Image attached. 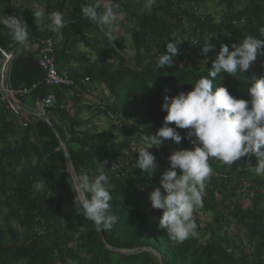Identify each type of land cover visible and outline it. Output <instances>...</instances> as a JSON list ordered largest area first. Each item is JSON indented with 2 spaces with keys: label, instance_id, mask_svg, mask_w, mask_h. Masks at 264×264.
<instances>
[{
  "label": "trees",
  "instance_id": "trees-1",
  "mask_svg": "<svg viewBox=\"0 0 264 264\" xmlns=\"http://www.w3.org/2000/svg\"><path fill=\"white\" fill-rule=\"evenodd\" d=\"M114 2L123 19L121 28L117 22L118 37L112 43L105 29L82 17L81 8L90 5L86 0H24L23 4L0 0V16L23 19L30 32L29 50L16 57L10 71L12 90L30 89L25 95L16 92V101L34 109L48 95L55 96L56 107L45 112L68 145L78 174L87 172L94 179L97 161H108L110 203L120 217L112 229L102 228L110 246H151L164 264H264V178L254 174V155L241 157L230 167L209 160L213 175L206 184L202 210L211 218L201 220L196 209L198 236L183 243L172 241L158 227L162 210L152 209L149 194L160 186L168 155L191 148V142L182 139L176 144L169 138L159 148H150L157 160L151 178L135 167L143 137L165 126L167 113L161 107L165 96L190 91L210 71L213 51L207 57L202 53L208 39L219 48L240 43L247 35L264 39L260 32L264 0H219V18L203 11L206 0H156L150 11L144 9L145 0ZM45 6L42 24L34 12ZM56 6L76 10L65 22L63 41L49 28ZM10 31L0 22V68L5 59L2 50L13 53L20 47ZM45 38L54 40L58 69L74 78V85L44 82L39 41ZM169 41H180L178 54L170 66L158 69L156 57L166 51ZM127 45L134 52L131 56ZM221 76L214 89L222 84L234 97L249 99L247 87L264 76V56L258 55L244 74ZM85 78L88 82L82 83ZM93 88L110 94L100 102L83 103L81 96ZM85 111L115 120L123 136L89 125ZM178 131L182 137L187 132ZM78 198L66 152L52 126L37 116L15 113L0 93V264H160L150 250L122 254L107 248L97 226L76 212Z\"/></svg>",
  "mask_w": 264,
  "mask_h": 264
},
{
  "label": "clouds",
  "instance_id": "clouds-1",
  "mask_svg": "<svg viewBox=\"0 0 264 264\" xmlns=\"http://www.w3.org/2000/svg\"><path fill=\"white\" fill-rule=\"evenodd\" d=\"M156 0H145L144 9L150 11ZM101 7L103 10L101 11ZM46 6L34 12L36 18L44 19ZM82 17L96 22L105 29V35L113 43L117 39V22L123 19L114 0L96 3L81 8ZM49 28L59 41H63L65 15L56 10L50 14ZM8 27L11 39L21 47L27 45L30 32L23 19L11 18ZM264 34V29L260 31ZM204 43L202 53L215 50V45ZM179 42L169 41L166 51L156 57V68L163 69L173 63L178 54ZM264 56V39L247 35L240 43L231 46L221 44L207 76H202L190 91L165 96L162 110L166 111L164 125L154 134L143 137V146L136 149V166L149 178L157 169L155 155L149 151L159 148L165 139L180 144L188 139L192 147L173 151L167 157L168 167L161 173L159 185L149 194L152 209L162 210L158 227L177 243L198 236L196 209L202 208L206 184L213 175L210 159L231 166L241 157L256 158L254 174L264 178V76L254 78L247 91L249 99L234 97L226 86L217 84L216 78L227 73L236 77L246 73L257 56ZM203 63H207V60ZM174 123L175 127L167 126ZM178 129H186L182 137ZM194 137V139H193ZM107 160L97 161L96 173L90 178L87 172L76 174L73 169L76 190L80 196L76 212L98 227L112 229L120 217L112 211L110 177L105 171Z\"/></svg>",
  "mask_w": 264,
  "mask_h": 264
},
{
  "label": "built area",
  "instance_id": "built-area-1",
  "mask_svg": "<svg viewBox=\"0 0 264 264\" xmlns=\"http://www.w3.org/2000/svg\"><path fill=\"white\" fill-rule=\"evenodd\" d=\"M33 36V35H32ZM5 59L2 63L0 68V93L2 100H7V96L5 95V86H4V75L7 67V63L10 59L11 53H7L6 51L2 50ZM39 63L41 67L45 70V77L44 82L48 85H74V78H72L67 73H61L57 66L56 61V49H55V42L52 38H45L40 39L39 41ZM89 78H85L82 80V83H87ZM35 87V85L33 86ZM30 89L28 88H21L17 91L11 90V93L14 97H16V92L21 95L28 94ZM9 107L15 113H20L18 110L14 108V106L8 101ZM41 106V110L45 112L46 109L55 108L56 107V100L53 94L48 95L45 99L41 102H38ZM116 122V121H115ZM27 125V122H24ZM253 196V195H251Z\"/></svg>",
  "mask_w": 264,
  "mask_h": 264
},
{
  "label": "water",
  "instance_id": "water-1",
  "mask_svg": "<svg viewBox=\"0 0 264 264\" xmlns=\"http://www.w3.org/2000/svg\"><path fill=\"white\" fill-rule=\"evenodd\" d=\"M0 22L6 24L8 26L9 20L6 19V18H4V17H2V16H0ZM29 47H30V44H29V42H27V45L26 46H24V47H21L20 46L15 52L11 53L10 59H9V61L7 63L5 75H4L5 95L7 96L8 101L19 112L26 113V114H30V115H33V116H37L39 118H42V119H44L46 122H48L52 126V128L56 132L58 138L60 139L61 146L64 148V150L66 152L67 159H68V165H69L70 174H71V177H72V179L74 181V184H75V180H74V177H73V169L75 170V173L76 174H78V173H77V170L75 168L73 159L71 157L69 147L66 144V142H64V140H63V138H62L61 133L59 132V130L56 128V126L54 125V123L48 117V115L46 114V112H44L42 110L41 111H37V110H33V109H29V108L23 107L21 104H19L16 101L15 97L11 93V90L12 89L10 88V84H9L11 67H12L13 62L16 59V57L19 54H21L22 52H27L29 50ZM77 193H78V197H79L80 196V193H79L78 190H77ZM97 230L99 232V236H100V239L103 242V244L107 248L111 249L112 251L117 252V253H122V254H132V253H136V252H140V251L150 250V251H153L154 253H156L158 255V257L160 259V264H164V258L162 257V255L160 254V252H158V250L154 249L153 247H151V246H138V247L132 248V249H119V248H114V247L110 246L106 242L105 237H104V233H103V230H102V227H98L97 226Z\"/></svg>",
  "mask_w": 264,
  "mask_h": 264
},
{
  "label": "rangeland",
  "instance_id": "rangeland-1",
  "mask_svg": "<svg viewBox=\"0 0 264 264\" xmlns=\"http://www.w3.org/2000/svg\"><path fill=\"white\" fill-rule=\"evenodd\" d=\"M86 1L89 4L92 3V0H86ZM128 1L138 3L140 0H128ZM218 1L219 0H206L205 6L202 7L203 8V11L205 13L213 14L217 18H219L220 15H221V13H222V8L219 7ZM101 2L107 3V0H101ZM56 10L62 11L64 13V15H65V22H67L69 19H71L76 14V12H75L76 10L71 11L68 8H64V7H61V6H56L55 11ZM120 13H122V15H123V12L120 11ZM120 21H118V27H119ZM119 28H121V27H119ZM119 28H117V31H118ZM123 34H125L126 36H130V33L129 32L123 31ZM214 45H215V50L213 51V57H212L213 60H215L216 55L218 53V49H219L218 43H214ZM126 51H127V54H129L130 56L133 55V53H134L133 50L131 48H129L128 45H127ZM109 94L110 93H109V91L107 89H101V88H99L98 91H96V92H94L92 94H89V95H85V96L88 97L91 101L94 100V101L100 102L101 100L105 99ZM136 109H138L140 111H143L144 110V108L141 107V106L140 107L139 106H136ZM83 115H85L86 117H88V119H90L91 117H93V118L96 119V121H99V123H98V126H99L98 129L99 130L111 129V130L115 131V133L118 136H123V134H124V132L121 131V130H119V128L116 126L115 120H112L110 118L108 119L104 115H101V116L100 115H93L91 111L90 112L85 111L83 113ZM243 202H244L245 206H247V205H249V202L250 201L248 199H244ZM197 210H200L201 211L200 216H199V218L201 220H205V221H209L210 220L211 216H210L209 213L204 212L202 210V208H198Z\"/></svg>",
  "mask_w": 264,
  "mask_h": 264
},
{
  "label": "crops",
  "instance_id": "crops-1",
  "mask_svg": "<svg viewBox=\"0 0 264 264\" xmlns=\"http://www.w3.org/2000/svg\"><path fill=\"white\" fill-rule=\"evenodd\" d=\"M13 3L14 4H23L24 3V0H13ZM40 22L42 23V24H44V22H46V19H43V20H41L40 19ZM37 47H38V45H37ZM96 91H98V90H96L95 88H93V89H91V91H86V92H84L83 93V95L81 96L82 97V102L83 103H89V102H91V100L88 98V97H86L85 95H89V94H92V93H94V92H96ZM91 96V95H90ZM94 101V100H93ZM24 107V106H23ZM25 108H27V107H25ZM33 110H37V111H41V106L39 105V104H37L36 105V107L33 109ZM84 116V118H88V117H86L85 115H83ZM95 117V116H94ZM108 118V117H107ZM91 119V121L89 122V125H95V127L98 129V123H99V121H96V119L95 118H93V117H91L90 118ZM109 119V118H108ZM99 130V129H98Z\"/></svg>",
  "mask_w": 264,
  "mask_h": 264
}]
</instances>
